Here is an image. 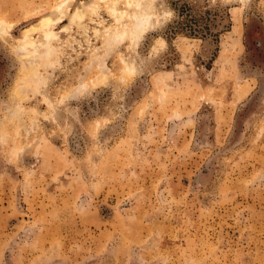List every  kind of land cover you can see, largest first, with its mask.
Here are the masks:
<instances>
[{
    "label": "rangeland",
    "instance_id": "1",
    "mask_svg": "<svg viewBox=\"0 0 264 264\" xmlns=\"http://www.w3.org/2000/svg\"><path fill=\"white\" fill-rule=\"evenodd\" d=\"M0 24V264H264V0Z\"/></svg>",
    "mask_w": 264,
    "mask_h": 264
},
{
    "label": "bare ground",
    "instance_id": "2",
    "mask_svg": "<svg viewBox=\"0 0 264 264\" xmlns=\"http://www.w3.org/2000/svg\"><path fill=\"white\" fill-rule=\"evenodd\" d=\"M50 17V16H49ZM48 16H46V17H43V21L41 22V25L42 26H48L49 24H50V21H51V17L49 18ZM136 17V16H135ZM148 17L149 16H147V17H136V20H135V23H134V25H133V28H132V30H131V32L133 33V34H137V32L138 31H140L142 28H144V26H143V23H147V19H148ZM8 26H10V24H8ZM4 25L3 24H0V30H2V29H4ZM32 30V29H31ZM30 31V28H27V29H25V31H24V35L26 36L27 34H28V32ZM24 40H26V39H24ZM25 43H32V42H28V41H26Z\"/></svg>",
    "mask_w": 264,
    "mask_h": 264
}]
</instances>
